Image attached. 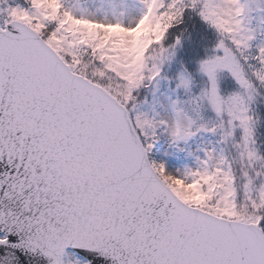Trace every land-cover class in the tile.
Here are the masks:
<instances>
[{
    "label": "snow or ice",
    "instance_id": "1",
    "mask_svg": "<svg viewBox=\"0 0 264 264\" xmlns=\"http://www.w3.org/2000/svg\"><path fill=\"white\" fill-rule=\"evenodd\" d=\"M0 264H264V0H0Z\"/></svg>",
    "mask_w": 264,
    "mask_h": 264
}]
</instances>
